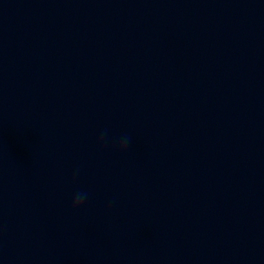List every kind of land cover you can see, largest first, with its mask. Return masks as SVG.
Listing matches in <instances>:
<instances>
[{
  "label": "clouds",
  "instance_id": "1",
  "mask_svg": "<svg viewBox=\"0 0 264 264\" xmlns=\"http://www.w3.org/2000/svg\"><path fill=\"white\" fill-rule=\"evenodd\" d=\"M127 138H125L120 144V150H124L127 147ZM86 198V193L77 194L76 198L73 201V208H78Z\"/></svg>",
  "mask_w": 264,
  "mask_h": 264
}]
</instances>
